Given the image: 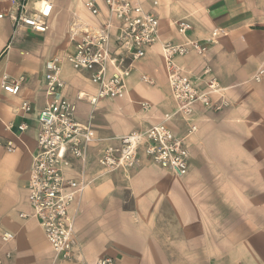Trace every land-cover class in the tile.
Instances as JSON below:
<instances>
[{
	"label": "crops",
	"instance_id": "1",
	"mask_svg": "<svg viewBox=\"0 0 264 264\" xmlns=\"http://www.w3.org/2000/svg\"><path fill=\"white\" fill-rule=\"evenodd\" d=\"M83 1L55 0L53 18L68 12L59 44L49 36L50 26L43 34L13 33L10 20L0 18V83L7 74L20 88L12 95L0 86V264H93L103 257L113 264H264V81L251 80L264 67V0H156L155 7L153 0H141L158 19L159 41L134 63L125 94L101 98L94 107L86 96L77 99L80 92L95 94L89 73L63 62V94L76 105L75 119H91L96 139L85 161L67 154L65 176L86 183L72 207V257L55 255L36 218L19 216L31 212L27 181L36 150L35 112L47 101L45 63L69 51L73 12L91 20ZM180 21L191 28L179 33ZM214 28L220 35L212 42ZM191 40L207 51L176 56L175 64L191 79L209 66L221 88L212 99L221 106L195 103L189 118L177 114L168 121L189 150L187 173L176 177L160 169L141 148L134 167L105 170L98 163L104 146L175 110L161 42ZM143 75L152 84L143 82ZM198 83L205 88L202 80ZM23 102L32 106L31 113L22 111ZM144 102L148 108L143 110ZM20 123L26 124L23 131L17 130ZM193 124L196 129L189 134ZM5 232L13 235L7 242L1 240Z\"/></svg>",
	"mask_w": 264,
	"mask_h": 264
},
{
	"label": "built area",
	"instance_id": "2",
	"mask_svg": "<svg viewBox=\"0 0 264 264\" xmlns=\"http://www.w3.org/2000/svg\"><path fill=\"white\" fill-rule=\"evenodd\" d=\"M55 0H0V18H8L13 26V33L26 29L35 33H45L49 28L48 17L54 8ZM152 5H158L153 0ZM91 20L83 19L79 13L71 14L68 24L69 51L54 55L45 63L46 105L35 112L38 122L36 150L32 154L26 201L31 210L29 215L21 217L36 218L45 239L55 255L63 260L72 257L76 241V216L72 211L76 193L82 191V181L65 176L69 166L67 154L80 161H85L88 146L95 142L92 123L75 119L76 105L63 94L64 79L61 66L67 62L72 70L86 71L89 79L96 86L95 94L80 92L77 99L85 97L92 107L101 98L122 97L126 92L124 84L132 73L133 65L146 55V48L159 41L158 19L151 8L144 7L141 0H84L82 3ZM191 25L188 22L177 23V31L184 33ZM212 42L220 35L214 28L210 32ZM161 52L166 69L172 99L176 108L170 114H164L162 120L143 130H130L125 135L116 137V144L101 149L98 163L107 171L130 169L138 163L139 148L144 155L160 169L168 170L176 177L184 176L189 168V150L182 138L176 136L168 121L177 114L189 118L195 103L204 107L219 109L221 102L212 99V95L221 90L219 82L212 76L209 66H204L199 78H190L175 64L176 56L191 52L203 55L206 47L191 40L183 43L161 42ZM152 84L146 75L140 78ZM205 83V88L198 81ZM255 82L264 81V67H259L251 76ZM1 88L9 94H17L19 82L9 80L2 75ZM148 108L146 102L141 104ZM24 113H31L32 106L22 103ZM18 131L26 128L25 123L17 126ZM196 126L191 125L187 132L193 133ZM7 150H12L8 142ZM13 238L5 232L1 240ZM8 255V254H7ZM93 264H113L110 257H103Z\"/></svg>",
	"mask_w": 264,
	"mask_h": 264
},
{
	"label": "rangeland",
	"instance_id": "3",
	"mask_svg": "<svg viewBox=\"0 0 264 264\" xmlns=\"http://www.w3.org/2000/svg\"><path fill=\"white\" fill-rule=\"evenodd\" d=\"M74 2H75V0H71V4H73ZM55 8H56V6L54 4V8L52 9L50 16L48 17V22H49V26H50L49 36L53 39L54 44H59V41H62L61 36L66 31V27H67L66 21H67V17H68V12L66 10L65 11L63 10L59 14V16L53 18V13H54Z\"/></svg>",
	"mask_w": 264,
	"mask_h": 264
}]
</instances>
